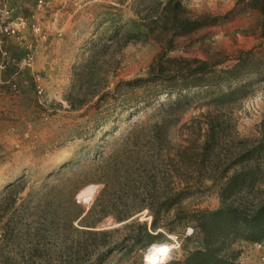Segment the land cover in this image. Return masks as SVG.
Here are the masks:
<instances>
[{"label":"rangeland","instance_id":"374dc122","mask_svg":"<svg viewBox=\"0 0 264 264\" xmlns=\"http://www.w3.org/2000/svg\"><path fill=\"white\" fill-rule=\"evenodd\" d=\"M9 7L12 20L27 26L3 38L0 264H94L107 247L83 263L62 257L83 238L71 221L82 229L85 218L100 220L96 230H115L108 247L135 235L139 224L156 237L104 264H165L203 248L193 222L172 224L177 208L158 212L162 194L187 189L179 209L188 214L222 206L221 182L211 177L237 159L242 141L264 137V83L220 108L209 102L208 87L169 93L166 85L126 83L161 70L171 76L186 64L230 68L252 49L262 58L264 0H13ZM179 96L190 104L172 110ZM212 119L226 133L197 180ZM258 177L227 203L250 211L264 205V155ZM232 250L238 264H264V241L237 240Z\"/></svg>","mask_w":264,"mask_h":264},{"label":"trees","instance_id":"16d2710c","mask_svg":"<svg viewBox=\"0 0 264 264\" xmlns=\"http://www.w3.org/2000/svg\"><path fill=\"white\" fill-rule=\"evenodd\" d=\"M177 8L180 9L181 6L178 5ZM255 55V49L242 51L236 58L235 65L226 69H216L221 63L213 66L207 63H198L195 67L186 64V67L181 68L171 76H167L165 71L161 70L158 73H152L146 79H137L126 83V85L130 88L157 84L166 85L169 88V93L177 87L184 91L192 88L208 87L209 90L206 95L211 97L209 101L211 104L219 108L234 105L245 98L255 84L258 82L264 83V56L257 59ZM258 72L262 74L253 77ZM222 87H225V91L221 89ZM212 88H219V90L212 91ZM105 96H102L100 100H104ZM189 104L190 99L188 96H179L174 101H170L169 106L172 110L175 108L181 110ZM208 124V140L203 147L204 155L198 156L197 180L204 178L203 167L207 163L208 153L216 144L218 136L226 133L222 123L218 120L212 119ZM235 155L239 156L230 166L225 167L223 170L214 169L211 177L214 182H221L219 196L222 206L217 210L188 214L179 207L183 201L190 197L191 193L187 189L181 191L164 190L158 212L169 214L177 208L172 224L191 221L195 224L194 230L199 231L203 236V248L191 252L183 260H172L165 264H238V254L232 250V244L235 241H264V205L250 211L227 203L245 189L252 188L256 184L260 174V160L264 155V137L255 141H242L240 150ZM238 165L243 168L227 177L230 169ZM223 180H226L225 183H223ZM127 219L121 220L120 223L127 221ZM99 222L100 220H95L86 223L85 218L81 223L83 228L78 229L73 226V221H71L72 231L83 238L75 241V249L67 252V255L62 257L83 263L94 255V251L101 247H107L106 251L98 255L94 263L104 264L116 251L128 250L129 248L131 250L134 246L143 245L147 241L151 243L156 239L145 223L138 225V232L135 235L126 237L119 245L108 247L107 238L115 230H96V225ZM151 229L154 232L158 229L157 216L154 217ZM158 236L160 235L158 234ZM129 244L130 247H128ZM156 244L154 243L150 247H154ZM31 258L34 260V255H31Z\"/></svg>","mask_w":264,"mask_h":264},{"label":"built area","instance_id":"2783aa9c","mask_svg":"<svg viewBox=\"0 0 264 264\" xmlns=\"http://www.w3.org/2000/svg\"><path fill=\"white\" fill-rule=\"evenodd\" d=\"M13 0H1L0 4V71L5 70L8 65L6 57L8 53L4 49L5 37H15L21 30L25 29L27 24L24 19H17L13 21V10L9 7V3ZM42 3V1H40ZM33 30L35 32L40 31V27L33 25ZM31 59H29L30 61Z\"/></svg>","mask_w":264,"mask_h":264},{"label":"crops","instance_id":"0c3cea01","mask_svg":"<svg viewBox=\"0 0 264 264\" xmlns=\"http://www.w3.org/2000/svg\"><path fill=\"white\" fill-rule=\"evenodd\" d=\"M11 48V47H10ZM11 54H12V52H11Z\"/></svg>","mask_w":264,"mask_h":264}]
</instances>
